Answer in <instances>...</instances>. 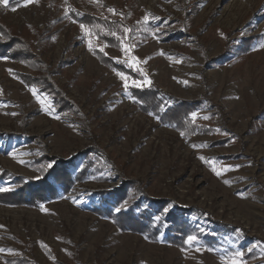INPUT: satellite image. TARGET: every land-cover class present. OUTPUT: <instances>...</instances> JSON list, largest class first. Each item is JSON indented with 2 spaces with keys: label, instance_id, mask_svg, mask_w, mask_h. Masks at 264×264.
<instances>
[{
  "label": "rangeland",
  "instance_id": "1",
  "mask_svg": "<svg viewBox=\"0 0 264 264\" xmlns=\"http://www.w3.org/2000/svg\"><path fill=\"white\" fill-rule=\"evenodd\" d=\"M16 8L0 5V23L28 40L32 55L0 54V189H10L0 191V264H226L238 251L243 264H264V0ZM74 13L110 22L126 14L151 38L126 54L88 36ZM94 50L139 70L143 86L193 104L192 128L139 107L128 93L134 80L126 90ZM59 165L72 177L63 191L51 176ZM44 178L58 189L52 198L6 199ZM115 192L114 218L95 210H108ZM134 208L151 225L180 216L200 250L164 229L136 230L122 215Z\"/></svg>",
  "mask_w": 264,
  "mask_h": 264
},
{
  "label": "trees",
  "instance_id": "2",
  "mask_svg": "<svg viewBox=\"0 0 264 264\" xmlns=\"http://www.w3.org/2000/svg\"><path fill=\"white\" fill-rule=\"evenodd\" d=\"M22 0H9V5L5 7L3 4L1 5V8H12L18 6ZM122 19H114L112 22L107 21L106 19H99L96 17H85L82 15H78V13H74V20L77 23H83L84 25L88 26V28L93 33V36H95L98 40L101 42L117 49H120V41L117 39V36L124 37L123 43L125 45H134V40H138L140 38L148 39L151 38V35L148 33H144L145 31H138V26H135L136 29L133 28L131 24H128L127 22V15L122 14ZM144 19V18H143ZM143 21V20H142ZM142 24V22H141ZM152 23L148 22L147 26L149 27ZM96 26V27H93ZM142 26L146 28L143 24ZM97 28L99 30H97ZM127 28L131 31L127 34L123 32V29ZM110 33H116V36L111 35ZM88 35V34H87ZM90 36V35H88ZM156 36H160L156 34ZM92 37V36H90ZM9 54L11 57H17V58H31V46L30 42L27 40H22V38L19 36V32H13L12 29L7 27L5 24L0 23V54L4 53ZM94 53L100 63H102L105 67H110L116 70L117 72L123 74L124 76L128 77L130 80L134 81H143L146 79L144 78V75L139 71L131 68L127 64H124L123 62H116L112 59L108 58L103 52L99 50H94ZM129 96L131 99L135 100L139 107H147L145 111L153 110L156 113H159L161 116V120L163 122H167L169 124L179 122L184 125L185 128H192V125L190 124L189 120L187 119L188 114L192 113L195 106L191 103L185 102L184 100L177 99L165 92H162L161 90L157 89L153 84H149L148 86H142V87H133L129 90ZM140 100V101H139ZM63 166V165H62ZM59 165V168H56V171L52 173L51 176L60 177L61 181L59 182V187L61 190H65V187L69 186L72 182L71 175L67 172L66 168ZM61 169V176L57 174V171ZM79 176V173L78 175ZM44 181L42 183H33L28 182L26 184L21 185V187L15 192L11 193L6 196L7 200L10 199H18V201L27 202V203H37L40 204L44 200H47L48 198H52L55 193L58 192V189L56 188L51 189L49 185V181L44 178ZM121 194L115 192L111 193L109 198L114 199V203L109 201V209L108 207H98L95 209L96 211H101L103 215H111L112 218H114V215L112 214V210H114V207L116 208V205L120 202ZM3 198L2 195H0ZM137 209V208H136ZM161 209V208H160ZM144 210V209H143ZM135 208L132 209L131 214H133V217L129 213H122L124 215V218L135 219L136 223L139 225L136 230H143L144 229H154V230H165L166 233H168L172 238L170 240L171 242H182L186 237L187 233V225L185 224L184 220L181 219L178 215H172L168 213L167 217H159L158 222L154 225H151L150 223H154V220L151 218V216L146 215L144 212H139V214H135ZM145 211V210H144ZM109 212V213H107ZM154 213V212H153ZM159 211L157 212V214ZM121 215V216H122ZM119 216V215H118ZM162 224V225H161ZM119 226V225H118ZM123 229H126V227H122ZM188 234V233H187Z\"/></svg>",
  "mask_w": 264,
  "mask_h": 264
},
{
  "label": "snow or ice",
  "instance_id": "3",
  "mask_svg": "<svg viewBox=\"0 0 264 264\" xmlns=\"http://www.w3.org/2000/svg\"><path fill=\"white\" fill-rule=\"evenodd\" d=\"M38 0H22V4L23 6L27 7L33 3H37ZM98 2V0H97ZM0 4H3L5 7H7L9 5V0H0ZM13 12H15L17 10L16 7H12L11 9ZM109 11L113 12V14H115V10L114 9H109ZM145 22H147V17L145 18ZM93 27H96V26H93ZM80 28L83 30V31H86L88 35H93V33L91 32V30L88 28V26L84 25L83 23L80 24ZM131 30L130 29H127V28H124L123 29V32L125 34L129 33ZM111 35L113 36H116L117 34L116 33H110ZM117 39L120 41V49L121 51L125 52L126 54L134 47L133 45H125L123 43V40H124V37H119L117 36ZM90 47V50H91V44L89 45ZM262 47H264V45H262ZM102 50V49H101ZM132 60L133 61H137V58L136 57H132ZM146 63V61H144ZM131 66L135 67V64H132ZM10 71V70H9ZM118 75L121 76V79L125 81V84H124V87L125 89L127 90L128 87H129V84H128V77L124 76L123 74L121 73H118ZM132 86L134 87H142V82H139V81H133L132 82ZM33 94L35 95L36 94V91L33 89ZM197 118L196 114L193 113L192 114V119L195 120ZM183 135V133H182ZM201 159L203 160L204 158L201 157ZM21 163H23V161H21ZM49 167H51V165H49ZM214 172H216V169L213 167L212 169ZM227 170H232V169H227ZM216 175L219 176L221 175L220 172H216ZM227 183V181H225ZM5 190H10V189H0V191H5ZM117 212H120L121 211V208H117L116 209ZM185 244H187L189 247H196L197 245L200 244V240H199V237L196 236V235H188L185 239ZM196 250L199 251L200 248L199 247H196ZM242 257H243V253L242 252H236L234 254L233 257L230 258V260L228 262H226V264H243V260H242Z\"/></svg>",
  "mask_w": 264,
  "mask_h": 264
}]
</instances>
